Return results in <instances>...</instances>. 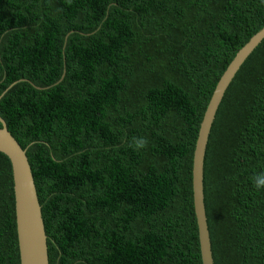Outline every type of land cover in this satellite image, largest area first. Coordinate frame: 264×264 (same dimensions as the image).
Wrapping results in <instances>:
<instances>
[{"label":"trees","instance_id":"16d2710c","mask_svg":"<svg viewBox=\"0 0 264 264\" xmlns=\"http://www.w3.org/2000/svg\"><path fill=\"white\" fill-rule=\"evenodd\" d=\"M263 28L264 0H0V116L27 150L50 264H202L199 129L221 77ZM260 172L264 40L227 90L207 148L215 264H264ZM0 264H21L2 153Z\"/></svg>","mask_w":264,"mask_h":264},{"label":"water","instance_id":"95a60500","mask_svg":"<svg viewBox=\"0 0 264 264\" xmlns=\"http://www.w3.org/2000/svg\"><path fill=\"white\" fill-rule=\"evenodd\" d=\"M263 40L264 28L254 35L237 53L218 82L199 129L194 150L192 172L193 203L199 232L202 264H215L206 211L204 184L205 160L210 135L227 90L242 66ZM22 81L26 80H21L20 82ZM37 88L42 90L40 87ZM0 123L2 125L0 127V153L9 158L13 170L21 264H50L48 236L27 150L23 149L14 138L8 129L7 123L1 116Z\"/></svg>","mask_w":264,"mask_h":264},{"label":"clouds","instance_id":"9594fccd","mask_svg":"<svg viewBox=\"0 0 264 264\" xmlns=\"http://www.w3.org/2000/svg\"><path fill=\"white\" fill-rule=\"evenodd\" d=\"M133 143L136 149H143L147 147L148 141L146 137H133ZM252 182L257 190L264 189V172L255 174Z\"/></svg>","mask_w":264,"mask_h":264}]
</instances>
